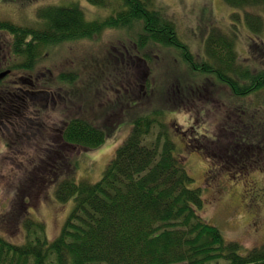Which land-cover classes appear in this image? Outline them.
<instances>
[{"label": "trees", "instance_id": "1", "mask_svg": "<svg viewBox=\"0 0 264 264\" xmlns=\"http://www.w3.org/2000/svg\"><path fill=\"white\" fill-rule=\"evenodd\" d=\"M87 1L101 8L111 7L112 13L90 19L82 5L72 2L43 7L38 12L43 22L39 27L0 21V29L12 37L8 47L0 37V45L8 54V66L31 71L46 47L54 49L70 41L91 40L105 28L132 30L139 27L141 31L133 44L138 51L144 50L149 41L175 47L191 72L187 71V77H195L193 73L209 75L241 99L264 90V66L257 68L253 62L254 55L259 53L264 58L262 42H254L249 51L247 47L253 55L245 57L244 61L234 44L236 33L231 36L215 29L207 37L206 55L198 60L179 38L174 23L154 6V0ZM223 1L242 11L245 24L252 32L258 34L264 30V0ZM232 15L240 17L238 11ZM5 67L0 66V72ZM77 73L70 68L53 76L48 74L38 88H34L32 81L31 89L22 91L26 94L21 93L18 101L11 102L8 107L11 112L2 110L5 103L0 99V129L7 134L8 146L15 141L21 144L12 137L17 129L11 124L13 118L25 115L29 106L53 108L54 100L50 97H57L62 106L60 111L65 113L57 134L56 150L52 145L38 150L37 161L24 166L8 207L0 211V228L5 230H0V264H264V245L245 250L240 243L227 240L216 225L200 215L205 199L201 188L191 185L193 177L177 154L175 141L165 130L162 118L166 108L139 110L129 119L132 129L116 148L100 179L94 182L76 179L73 161L59 153L61 143L95 149L117 128V123H110L112 120L96 124L80 115L73 110L74 103L71 109L63 108L67 102L82 99L80 90L86 91L85 84L74 86L78 82ZM8 75L0 76V83ZM173 80L180 89L185 76ZM55 84L61 88L64 84L63 92L45 88V85ZM156 86L159 93L168 91L161 77ZM148 87L152 86L146 82L145 88ZM123 95L127 105L139 102L135 93ZM196 98L193 97L196 103L201 101ZM123 99L120 104L125 106ZM239 109L243 117L249 107L243 105ZM240 121L241 127H252L251 119ZM155 127L158 130L154 131ZM236 128L233 127V131ZM34 130L31 123L27 124L23 134L30 135ZM240 140L244 141V136L241 135ZM192 144L187 142L189 146ZM39 186L54 189V197L59 202L73 203L55 237L48 238L45 223L29 212L31 198L38 193ZM9 232L23 235L14 240Z\"/></svg>", "mask_w": 264, "mask_h": 264}, {"label": "rangeland", "instance_id": "2", "mask_svg": "<svg viewBox=\"0 0 264 264\" xmlns=\"http://www.w3.org/2000/svg\"><path fill=\"white\" fill-rule=\"evenodd\" d=\"M72 2L82 5L86 17L90 19L103 18L113 9L95 6L87 0H0V21L39 27L43 22L38 12L43 7ZM154 2V6L174 23L179 38L198 60L206 55L207 37L215 29L231 36L233 32L236 33L234 44L244 61L245 57L253 55L248 51L253 48L254 42L264 44V30L258 34L252 32L245 24L242 11L229 7L223 0ZM234 11L240 13L239 18L232 15ZM262 13L264 16V10ZM140 31L139 27L132 30L105 28L91 40L70 41L54 49L46 47L43 49L44 55L31 71L10 68L8 54L1 52L0 66L7 67L3 68L5 71L0 72V76L4 77L1 74L10 70L11 73L0 83V92L6 93L10 89L19 94L17 89H31L28 83L18 82L20 76L31 79L34 88H38L44 84L42 79L45 80L48 74L53 76L70 68L76 70L78 82L74 86L82 87L85 84L86 91L83 94L80 90L82 99L78 97V100L67 102L63 108L71 109L74 103V111L89 117L96 124L107 122L106 119L112 120L110 123H117L114 133L98 148L85 150L66 144L58 149L59 153L66 154L73 161L76 179L92 182L100 179L116 148L132 129L129 119L139 110L144 112L147 107L166 108L162 118L165 130L175 141L176 152L193 177L191 185L200 187L205 199L200 215L216 225L227 240L240 243L245 250L264 245V90L241 99L232 95L229 87L209 75L193 73L195 77H187L191 72L175 47L149 41L144 50L138 51L133 44ZM0 37L8 47L12 38L9 33L0 29ZM257 56L254 55L252 61L257 68L263 67L264 58L260 53ZM137 57H144L145 60L139 62ZM177 76H185L180 89L177 81L173 80ZM160 77L168 91H157ZM11 80L14 84L8 83ZM146 82L152 86L148 90L145 88ZM197 87L200 89L197 90ZM45 88L63 92L57 84L51 87L45 85ZM125 92L129 96L135 93L139 102L127 105L123 99ZM193 97L201 101L196 103ZM50 98L54 100L55 110L52 106L44 109L29 106L25 115L12 117L14 123L11 126L17 129L12 137L18 139L20 145L15 141L8 146L7 134L0 129V211L8 207L15 184L22 178L24 166H31L37 161L38 150L40 152V149L51 145L54 150L57 148V134L65 113L60 111L62 106L59 99ZM122 99L125 106L120 104ZM243 105L249 110L240 117L239 107ZM247 118L251 119L252 127H241L240 120ZM30 123L35 130L25 136L23 132ZM3 126L5 128V124ZM153 130H158V127ZM241 135L244 141L240 140ZM187 142L193 144L189 146ZM39 187L38 193L31 198L29 212L45 223L48 238L55 237L73 203L59 202L54 197V189ZM0 230L5 232L2 228ZM9 234L14 240L19 239L18 235H23L22 232Z\"/></svg>", "mask_w": 264, "mask_h": 264}, {"label": "flooded vegetation", "instance_id": "3", "mask_svg": "<svg viewBox=\"0 0 264 264\" xmlns=\"http://www.w3.org/2000/svg\"><path fill=\"white\" fill-rule=\"evenodd\" d=\"M5 51H6L5 48L2 49V45H0V53L1 52H5ZM137 59L139 60L138 57H137ZM141 59L142 58L140 57V60ZM10 73H11V71L6 72L5 75L10 74ZM21 81H23V83H28V85L31 87V83H32L31 79H27L26 77L25 78L24 77L22 78L20 76V77H18V82H21ZM8 83L9 84H11V83L14 84L13 80H11V82H8ZM27 90H30V89H25V90L17 89V91H19V94L16 91H11L10 89H8V91L6 93L0 92V99L5 103L4 109H2V110H5L7 112H11V110L8 108V107H10L11 102L12 101H14V102L15 101H18L20 99L21 93L26 94V92H22V91H27ZM13 104H15V103H13ZM5 107H7V108H5ZM61 145L62 146H66L65 143H61Z\"/></svg>", "mask_w": 264, "mask_h": 264}, {"label": "water", "instance_id": "4", "mask_svg": "<svg viewBox=\"0 0 264 264\" xmlns=\"http://www.w3.org/2000/svg\"><path fill=\"white\" fill-rule=\"evenodd\" d=\"M1 75H3V74H1Z\"/></svg>", "mask_w": 264, "mask_h": 264}]
</instances>
